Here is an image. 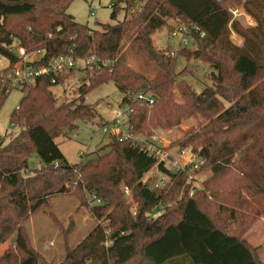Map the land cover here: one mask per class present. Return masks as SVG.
<instances>
[{"label":"trees","instance_id":"trees-1","mask_svg":"<svg viewBox=\"0 0 264 264\" xmlns=\"http://www.w3.org/2000/svg\"><path fill=\"white\" fill-rule=\"evenodd\" d=\"M71 1L0 0V56L13 61L12 46L21 45L27 50H43L44 59L68 52L80 58L91 52L99 61H107L85 75L86 81L78 87L77 104L56 106L50 90L55 83L49 76L22 88L26 89L24 95L8 119L17 131L5 133L0 141V243L11 241L0 255V264H49L31 246L26 222L49 204L53 194L70 190L92 192L106 200L112 208L105 217L111 229L106 232L105 226L96 224L58 264H261L243 238L216 225L197 200L201 192L177 195L184 184L183 174L171 175L168 185L150 189L148 180L142 178L157 159L130 139L113 137L106 152L71 163L55 137L64 130H74L76 120L89 121L92 108L84 96L109 80L124 93L120 105L129 107L127 125L132 134L162 118L170 119L164 111L176 105L171 89L179 73L174 71L177 56L199 58L215 68V90L207 87L194 96L187 85L177 87L189 101L184 107L191 108L181 111L189 114L199 110L208 117L205 129L190 134L187 140L194 145L192 152L204 159L200 169L211 172L203 185L224 174L238 152L237 166L248 181L244 187L252 185L253 197L257 191L264 198V155L253 174L248 167L258 159V154L251 152L258 148L260 139L264 147V0H109L111 20L123 6L125 15L114 23H98V28L76 21L66 11ZM236 5H241L255 25L243 26L238 18L231 20L230 9ZM171 18L191 28L196 48L182 46L169 53L154 48L152 33ZM230 27L242 37L240 46L230 41ZM124 40L163 73L148 80L132 69L122 55ZM63 78L58 76L56 83ZM141 90L159 97L153 93L151 106L130 98ZM8 92L0 90V107ZM234 96L238 99L232 101ZM221 99L229 103L222 109ZM156 103L157 110L147 115ZM173 112L177 114L175 109ZM235 129L240 131L230 137ZM31 153L38 157L39 167L28 166ZM158 167L163 168L161 163ZM120 184L131 190L134 213L119 200ZM103 207L94 205L91 213L100 218L98 210ZM261 213L264 217V199ZM106 240L110 241L107 245Z\"/></svg>","mask_w":264,"mask_h":264},{"label":"rangeland","instance_id":"rangeland-1","mask_svg":"<svg viewBox=\"0 0 264 264\" xmlns=\"http://www.w3.org/2000/svg\"><path fill=\"white\" fill-rule=\"evenodd\" d=\"M234 7L242 8L241 5ZM66 11L76 21L87 24L91 28H98V23H114L116 20H121L126 12L125 7H121L116 14V19L111 20V4L109 0H72L67 6ZM238 20L243 26L248 24L242 17H238ZM179 26L189 27L180 20L171 18L167 20V25L153 32L151 37L154 48L164 53L178 51L182 46H186V49L196 48L197 44L193 38L188 37L187 44L183 45L180 41V34L176 36L171 35L173 29ZM189 29L191 31L190 27ZM231 30L233 29L230 27L229 34H233ZM122 55L132 69L143 74L148 80L157 78L158 74L162 72L153 61H148L143 55L132 49L130 42L127 40H124ZM75 64V67L66 69L58 75L64 77L62 80L50 86L56 106L68 102L77 104L78 87L86 81L85 75L91 72L89 70L93 69L92 67H89L90 69H83L85 66L81 61L75 62ZM174 71L179 72L175 77L171 89V93L173 94L172 102L176 105L164 111L165 117L171 115V118H162L157 124L149 126L148 129L131 134L139 141L154 139L161 142V147L157 143L155 144L159 148L164 149L165 152L171 153V155L177 154L180 148H185L186 154L184 153L183 159L186 163L198 160L204 163L202 157L192 152L194 145L191 142L188 143L187 140L190 134L199 133L205 129L208 117L199 110L195 112L192 110L189 114L181 111L182 108L188 111L191 108L184 107L189 101L181 94L177 84L183 83L187 85L188 91L194 96L200 94L207 87L215 90L212 74L216 70L209 62L202 59L193 57L188 59L182 55H178ZM34 85L36 84L30 86ZM25 90L20 87L12 88L0 107V135L3 137L7 132L17 131V128L11 125L8 119L10 113L17 107ZM147 92L152 93L150 90ZM153 93L155 97H159L157 93ZM123 94L111 80L102 83L85 94L84 102L92 108L90 112L92 113V117H90L88 122L76 120L77 126L74 130H64L59 136L55 137L60 150L69 162L84 161L87 155L97 157L106 152L108 143L115 137L114 131L119 130L120 135H125L124 127L119 126L116 128L112 122L116 114L122 112L125 105H120ZM236 98L238 99V96H234L231 100L235 101ZM222 103L221 109L229 105L225 100H222ZM156 107L157 103L147 110V115L153 110H157ZM174 109L177 111V114L173 112ZM209 113L212 116L214 115L213 110H209ZM103 128H106L107 131L104 132ZM244 128L245 126L241 127V130ZM237 131L240 130H232L230 133L233 134H230V137H235L237 134L234 133ZM7 139L8 137H5V140ZM247 141L250 143L251 139ZM256 145L258 146V143ZM80 152L83 154L80 155ZM253 152L254 154H258V159L255 160V163H258H254L253 166L251 164L248 165L250 167L249 172L252 174L255 171V165L258 166L263 161L260 159L264 155L261 139L258 148L252 150L251 153ZM40 164L36 154L31 153L28 158V166L36 168ZM238 164L239 154L237 152L225 173L216 176L208 185H203V182L211 172L209 169H199L198 173L195 172V176L200 174L199 177L203 181L200 185L193 187L194 192H201L197 200L201 201L204 210L213 217L216 225L243 238L254 250L256 258L261 264H264V221L262 220L264 217L261 213L264 198L257 191L255 192L256 196L253 197L254 194L252 192L254 191V187L252 185L244 187L248 183L247 177L238 168ZM66 187L68 188L69 186L66 185ZM122 187L120 184L119 200L134 213L136 202L132 193L131 200L128 201L123 196V192L122 194L120 192V190L122 191ZM190 191L191 186L180 187L177 195L180 196L183 193L189 195ZM69 192L53 194L49 198V204L31 214L26 222L31 246L49 264L62 262L66 251L75 248L96 224L100 223L105 226L107 232L111 229V226L108 225L111 222L105 217L107 212L111 211L112 208L111 206H107L106 200L103 201L97 198L95 193L92 192L83 193L82 190L79 192L70 190ZM103 204L104 207L98 210L101 216L100 218H96L91 213V208L94 205ZM217 205H221L219 206L221 208H218V210ZM49 213L53 214V219ZM10 242L6 240L0 243V255L9 248ZM11 248L13 249L12 245Z\"/></svg>","mask_w":264,"mask_h":264},{"label":"built area","instance_id":"built-area-1","mask_svg":"<svg viewBox=\"0 0 264 264\" xmlns=\"http://www.w3.org/2000/svg\"><path fill=\"white\" fill-rule=\"evenodd\" d=\"M231 20L243 17L245 22L249 25L252 24V17L245 12L244 9L238 7H233L230 9ZM92 13V12H91ZM252 23H251V22ZM196 31V27L192 28ZM180 34V41L183 45L187 44L188 37L191 36V31L189 27L179 26L173 29L171 35L176 36ZM203 33H200L202 35ZM14 60L10 61L9 58L0 56V90L10 91L15 87H29L32 84H37L40 82L41 78L44 76H49L52 83L57 82L58 75L66 70L75 67V62L81 61L85 66L83 69H90L93 66L99 68L100 63L103 65L107 64V61H103L96 58L94 53H87L83 57H75L72 53L68 52L65 54H57L48 59H44V52L41 49L37 50H27L21 45L12 46ZM133 100L139 103H145L151 106L154 103V95L147 91H138L131 95ZM129 114V107L127 104L124 105L122 112L117 113L113 119V124L117 128L123 126L125 130V135H120V131H114L115 138L118 140L130 139L131 143L138 146L141 150L146 151L149 155L156 157L157 163L148 169L143 175L145 179L148 180V187L150 189L163 187L170 182L171 175H185L184 186H191V191L189 195L194 192V186L201 184L203 179L199 177L200 174L195 176V172H199L202 165V161H191L186 163L183 159L185 148H180L177 154L171 155V153L165 152L164 149L159 148L152 139L148 141H139L134 138L129 131L127 125V116ZM104 132L107 131L106 128L102 129ZM186 154V153H185ZM82 155V152H80ZM162 164V169L158 167V164ZM142 178V179H143ZM143 179V180H145ZM197 183V185H196ZM123 196L129 201L131 200V190L127 186L122 187ZM95 198V196H93ZM107 232V231H106ZM110 241L106 240L107 245Z\"/></svg>","mask_w":264,"mask_h":264},{"label":"crops","instance_id":"crops-1","mask_svg":"<svg viewBox=\"0 0 264 264\" xmlns=\"http://www.w3.org/2000/svg\"><path fill=\"white\" fill-rule=\"evenodd\" d=\"M243 18V17H242ZM244 19V18H243ZM244 21H245V19H244ZM252 22H254V20H253V18H252ZM255 23V22H254ZM254 23H252V24H250L251 26H253L254 25ZM247 25H249V24H247ZM232 31V33L233 34H229V37H230V40H231V42L233 43V44H235V45H237V46H240L241 44H242V37L240 36V35H238V34H236L235 32H234V30H231ZM113 136V135H112Z\"/></svg>","mask_w":264,"mask_h":264},{"label":"water","instance_id":"water-1","mask_svg":"<svg viewBox=\"0 0 264 264\" xmlns=\"http://www.w3.org/2000/svg\"><path fill=\"white\" fill-rule=\"evenodd\" d=\"M2 140V136L0 135V141ZM152 142H154V143H157V145L159 146V147H161V142H158V141H156V140H154V139H152Z\"/></svg>","mask_w":264,"mask_h":264}]
</instances>
